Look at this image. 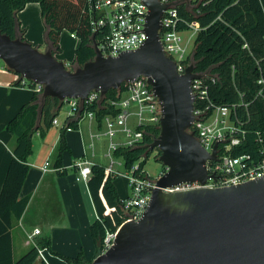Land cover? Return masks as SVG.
Wrapping results in <instances>:
<instances>
[{"label": "water", "instance_id": "1", "mask_svg": "<svg viewBox=\"0 0 264 264\" xmlns=\"http://www.w3.org/2000/svg\"><path fill=\"white\" fill-rule=\"evenodd\" d=\"M148 8L147 39L138 48L94 57L69 69L49 50L0 31V60L13 73L43 85L42 96L84 100L91 91L109 89L145 77L161 107L159 133L148 145L164 165L142 216L122 223L112 246L89 264H264V176L222 187L167 192L182 183L205 184L206 162L216 159L187 129L193 121L190 81L166 56L159 39L167 5L142 0ZM96 32L93 33V41ZM78 119V117H76Z\"/></svg>", "mask_w": 264, "mask_h": 264}, {"label": "trees", "instance_id": "2", "mask_svg": "<svg viewBox=\"0 0 264 264\" xmlns=\"http://www.w3.org/2000/svg\"><path fill=\"white\" fill-rule=\"evenodd\" d=\"M205 1V4L198 5L197 13L196 8H192L195 4L193 0H186V6L179 8L180 15L189 23L203 27L195 39L191 61L195 71H205L214 79L208 78L207 83L209 96L215 103H237L240 95L243 102L248 103V115L244 114L242 126L245 136L231 152L235 156L248 154L257 160L264 156V0ZM31 2H37L40 6L46 50L56 57L61 52L60 33L67 30L79 41L71 65L76 68L93 59L88 0H0V31L11 38L26 40L24 31L19 29L17 13ZM16 84L21 85L18 80ZM27 85L34 90L32 83ZM123 90L124 84L119 89H109L98 104L87 106L83 103L79 114L93 111L101 127L106 115L117 113V109L109 106L108 101L117 98ZM62 104L55 97H44L33 91L30 102L22 105L5 126L6 131L13 135L14 144L0 190V264H35L37 248L49 249V237H41L36 245H31L24 254L14 259L10 231L12 222L21 217L29 200V196L20 197V190L29 168L26 161L31 153L32 135L37 131L42 135L52 126ZM78 122L79 117L67 119L61 129L53 154L56 167L61 166L62 153L66 148L64 131L66 128L77 129ZM143 129V137L138 145L120 147L114 153L123 161L125 170L136 162L142 169L144 160L150 154L148 145L159 133L157 125H146ZM104 170V165L93 163L87 180L97 213L89 232L98 254L101 253L106 230H114L121 221L120 199L113 184L115 175L105 176ZM105 205L115 210L106 214ZM60 257L70 264L90 263L84 259L82 252L75 257Z\"/></svg>", "mask_w": 264, "mask_h": 264}, {"label": "built area", "instance_id": "3", "mask_svg": "<svg viewBox=\"0 0 264 264\" xmlns=\"http://www.w3.org/2000/svg\"><path fill=\"white\" fill-rule=\"evenodd\" d=\"M158 1L167 5L160 19L159 39L162 50L174 61L177 73L183 74L187 66L192 64L191 57L195 39L203 27L196 23H189L186 18L180 15L179 8L181 5L186 6V0ZM193 1L195 4L192 8H196V13L199 11L198 5L207 2L205 0ZM88 4L92 37L96 32L92 45L96 43L104 57L117 56L121 52L134 50L147 39L148 8L142 0H88ZM193 73L198 77L190 81L194 107L192 110L193 121L187 131L194 134L208 153H212L215 144L218 143L216 159L206 162V171L209 176L205 184L182 183L171 188H163V190L172 192L201 186L222 187L264 176V156L256 160L248 154L235 156L231 152V149L239 145L245 136L242 126L244 114L248 115V103L243 102L241 95L240 101L237 103L230 105L215 103L209 96L207 83L208 78L214 79L205 71L193 69ZM17 78L21 85L32 83L34 91L42 94V84H37L19 75ZM261 81L259 80V82ZM101 97L99 92L91 91L82 101L78 98H65L62 102L68 103L71 108L67 119L79 117L80 119L86 118L90 122L96 120L93 111H83L82 114H79V111L83 103L87 106L98 104ZM132 104L136 106L134 110L131 109ZM108 105L117 109V113L106 115L103 118V133L90 132L88 144V147L92 149L95 147L96 139H99L101 135L107 137L105 157H107L108 163L104 170L105 176L121 174L115 164L124 168V163L120 158L115 157V151L120 147L131 148L138 145L143 137V127L146 125L159 127L161 117L159 101L145 77H138L132 82L125 83L123 92L118 94L117 98L109 100ZM132 117L136 118L133 128L129 126ZM52 123L57 124V119L54 118ZM118 137L123 140L118 141ZM92 164L93 161L87 158L78 159L75 162L77 179L87 181L91 174ZM41 170H49V161H45ZM125 175L128 179L130 193L126 198L120 200L121 221L114 230H106L102 240L101 253L112 246L122 223L136 221L142 216L158 178L152 179L145 175L144 171L139 169L137 162L131 165ZM114 210V207L105 205L106 214H111ZM39 233L40 230L35 228L28 238L31 239L32 235ZM32 245H36V243L32 241ZM37 251L38 257L44 260L42 249L37 248Z\"/></svg>", "mask_w": 264, "mask_h": 264}, {"label": "crops", "instance_id": "4", "mask_svg": "<svg viewBox=\"0 0 264 264\" xmlns=\"http://www.w3.org/2000/svg\"><path fill=\"white\" fill-rule=\"evenodd\" d=\"M29 4L31 3H27L25 8ZM25 8L17 13V18L19 29L26 32L31 20L27 17L28 11ZM65 31L67 30L61 31L59 40V44L64 47L68 42ZM69 37L75 40V42L71 41L75 50L79 41L71 33ZM29 39L34 42L42 39L45 49L44 24L42 35L31 36ZM11 72L7 68L0 67V190L14 144V137L6 131L5 126L22 105L30 102L34 91L28 85H17L18 75ZM58 115L55 117L57 124L52 123L42 135L39 131L36 132L41 136L38 145H34L31 138V153L26 161L29 168L20 190V197L29 196V200L21 217L12 222L10 231L13 258L15 248L21 253L27 247L30 248L32 241L37 243L41 237H49V249L41 248L44 260L38 257L35 264H66L58 258L59 255L75 257L79 252H82L86 261L91 262L98 254L89 232V227L97 218V213L87 181L77 179L75 162L84 157L93 163H100L95 160V147L91 149L87 144L90 141V132L102 134L104 126L102 123L99 127L96 120L90 122L86 118H79L77 129L66 128L63 135L66 148L62 153L61 166L56 167L53 154L68 114L62 121L59 120ZM117 139L123 140L121 137ZM45 161H49V170L42 171L41 167ZM35 228L39 229L40 233L32 235L29 239L28 236Z\"/></svg>", "mask_w": 264, "mask_h": 264}, {"label": "rangeland", "instance_id": "5", "mask_svg": "<svg viewBox=\"0 0 264 264\" xmlns=\"http://www.w3.org/2000/svg\"><path fill=\"white\" fill-rule=\"evenodd\" d=\"M25 9H27V11H28L27 17L29 18V20H31V23H30L27 31L26 32L24 31V37L27 39L26 41L30 42L38 50L45 51L46 49H44L42 39L39 42L30 41V39H29V38H31V36H37V35L41 36L42 32H43V22H42L41 15H40L39 4L37 2H31V4H29ZM65 33H66L65 34L66 37H68L67 38L68 42H66L65 47L60 44L62 51L56 55L57 56L56 58H58L59 60L64 62V64L67 67H69V69L71 68L73 70V69H75V66L71 65V60L73 59V56H74V47L71 44V41L73 39L69 37L68 31H65ZM73 41L75 42V40H73ZM0 67L6 68V66L2 60H0ZM11 73H13V72H11ZM13 74H15V73H13ZM124 96H126V94H124ZM135 107H136L135 104L131 105L132 110H134ZM70 111H71V108H70L69 104L64 102L62 104L60 110H59V115H58L59 120L60 121L64 120ZM135 122H136V118L132 117L129 121V126L131 128H133L135 126ZM54 128H56V127H54ZM40 140H41V136L37 135V133L35 132L32 136V142L34 143V145L35 144L38 145V142ZM107 142H108V139L106 136H101L99 140H97V139L95 140V150H96L95 160H97L100 163H103L105 165L108 163L107 157L104 156V154L106 152ZM158 155H159V151L156 148L151 150L149 156L144 160V163L142 165V170L144 171L145 175H147L148 177H150L152 179H156L159 176V174L164 170V165L161 163V161H159ZM115 167L118 168L121 171V173H123V174H125V172H127V170H125L121 166H118L115 164ZM123 174H118L113 179V184L116 183V185H117V187H116V185L114 184L120 200L126 198V196H128L130 193V188L128 186V179ZM28 249H29V247H27L25 249V251L19 253V251L15 248L14 258L15 259L19 258ZM47 253H48V251H47ZM58 258H60L66 264H70L65 259H63L59 256H58Z\"/></svg>", "mask_w": 264, "mask_h": 264}, {"label": "flooded vegetation", "instance_id": "6", "mask_svg": "<svg viewBox=\"0 0 264 264\" xmlns=\"http://www.w3.org/2000/svg\"><path fill=\"white\" fill-rule=\"evenodd\" d=\"M165 169V168H164ZM164 171V170H163Z\"/></svg>", "mask_w": 264, "mask_h": 264}]
</instances>
